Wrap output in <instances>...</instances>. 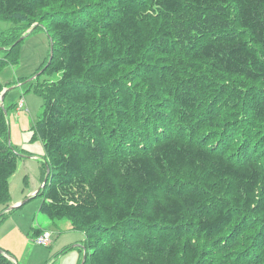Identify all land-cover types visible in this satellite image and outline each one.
Segmentation results:
<instances>
[{
    "label": "trees",
    "instance_id": "16d2710c",
    "mask_svg": "<svg viewBox=\"0 0 264 264\" xmlns=\"http://www.w3.org/2000/svg\"><path fill=\"white\" fill-rule=\"evenodd\" d=\"M0 15L49 25L43 74L59 77L35 84L51 168L36 196L85 229V264H264V0H0ZM22 34H2L0 71Z\"/></svg>",
    "mask_w": 264,
    "mask_h": 264
},
{
    "label": "rangeland",
    "instance_id": "374dc122",
    "mask_svg": "<svg viewBox=\"0 0 264 264\" xmlns=\"http://www.w3.org/2000/svg\"><path fill=\"white\" fill-rule=\"evenodd\" d=\"M14 26L23 31V34L31 28L34 30L16 47L20 49L19 62L7 65L0 71L3 88L14 87L6 94L4 101L10 107V141L20 153L17 158L18 167L11 178V200L8 206L0 205V213L28 197L31 198L15 210L8 213L6 211L2 217L0 247L12 254L18 264H82L86 252L90 250L86 244L85 229L79 228L67 217L51 219L41 208L44 197L34 195L46 177L45 147L36 130L37 123L43 118L45 100L36 92L35 84L37 80L51 81L59 77V74L42 73L40 79L34 78L50 59L49 25L47 22L29 21L20 15H0V39H4L2 34ZM209 134L208 132L207 135ZM38 228L53 232L50 246L40 245L35 241V231ZM220 255L223 258L225 256Z\"/></svg>",
    "mask_w": 264,
    "mask_h": 264
},
{
    "label": "water",
    "instance_id": "95a60500",
    "mask_svg": "<svg viewBox=\"0 0 264 264\" xmlns=\"http://www.w3.org/2000/svg\"><path fill=\"white\" fill-rule=\"evenodd\" d=\"M33 30H34V28H31L27 33H25V34H22V36L18 39V42H23V40L28 36V35H30L32 32H33ZM49 36H50V34H49ZM50 43H51V54H50V59H49V61H48V63L46 64V66L44 67V68H42L36 75H35V77L34 78H37V77H39L42 73H44V71L46 70V68L49 66V64L51 63V59L53 58L52 56H53V50H54V42H53V39L51 38L50 39ZM1 49H3L4 47H0ZM14 87H11L10 86V88H5L3 91H2V93H1V95H0V105L4 108V110H5V113L7 114L8 113V111H7V109H6V107H5V97H6V94L10 91V89H13ZM9 142H11L10 141V132H9ZM50 171H51V168L49 167V165H47V175H46V177H45V180H44V182H42L43 183V185L36 191V193L34 194V195H37L38 194V192H39V190L41 189V188H43L45 185H46V183H47V181H48V178H49V174H50ZM33 195V196H34ZM31 197H28L25 201H23V202H21V203H18V204H15V205H13V206H10L7 210H5L4 212H8V211H11V210H15V208H18V207H20L21 205H23L28 199H30ZM84 247V246H83ZM85 248V247H84ZM86 249V248H85ZM86 257H87V255L85 254V256H84V258H83V261H82V264H85V262H86ZM15 260V259H14ZM16 261V260H15ZM17 262V261H16ZM18 263V262H17Z\"/></svg>",
    "mask_w": 264,
    "mask_h": 264
},
{
    "label": "built area",
    "instance_id": "2783aa9c",
    "mask_svg": "<svg viewBox=\"0 0 264 264\" xmlns=\"http://www.w3.org/2000/svg\"><path fill=\"white\" fill-rule=\"evenodd\" d=\"M24 103H22L23 105ZM53 232L43 228V232L35 238V241L44 246H50L52 243Z\"/></svg>",
    "mask_w": 264,
    "mask_h": 264
},
{
    "label": "crops",
    "instance_id": "0c3cea01",
    "mask_svg": "<svg viewBox=\"0 0 264 264\" xmlns=\"http://www.w3.org/2000/svg\"><path fill=\"white\" fill-rule=\"evenodd\" d=\"M21 203V202H20ZM18 204V203H17ZM52 260V259H51Z\"/></svg>",
    "mask_w": 264,
    "mask_h": 264
}]
</instances>
